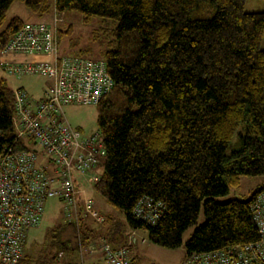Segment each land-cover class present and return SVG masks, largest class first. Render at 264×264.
Listing matches in <instances>:
<instances>
[{
    "label": "trees",
    "instance_id": "trees-1",
    "mask_svg": "<svg viewBox=\"0 0 264 264\" xmlns=\"http://www.w3.org/2000/svg\"><path fill=\"white\" fill-rule=\"evenodd\" d=\"M15 1L39 17L74 11L84 23H114L100 26L110 36L102 60L114 86L96 105L105 155L93 190L129 230L176 249L202 206L204 222L186 241L182 262L258 240L251 205L264 183L247 199L215 198L242 176L264 177V11L244 12L246 0H0V27ZM24 24L13 17L0 29V56ZM62 33L57 29V38ZM13 110L14 91L0 79V130L8 141ZM145 199L163 205L155 225L133 215ZM101 213L100 225H56L50 240L36 253L24 251L17 264H52L59 251L72 254L77 240L123 246L124 224Z\"/></svg>",
    "mask_w": 264,
    "mask_h": 264
},
{
    "label": "built area",
    "instance_id": "built-area-1",
    "mask_svg": "<svg viewBox=\"0 0 264 264\" xmlns=\"http://www.w3.org/2000/svg\"><path fill=\"white\" fill-rule=\"evenodd\" d=\"M52 24L25 23L8 41L1 55H44L50 61L0 63L10 76L41 74L51 80L38 99L25 90L14 92L11 115L12 138L0 130V264H17L24 253L28 232L40 224L44 204L50 198L62 203L64 218L76 225L82 221L103 224L104 215L95 201L80 189V182L93 186L99 177L92 172L105 149L98 130L85 134L73 128L65 117L64 107L96 106L108 94L114 81L102 59L85 56H61L57 28ZM20 144L22 149L18 148ZM253 221L258 240L222 250L193 253L181 264H264V188L252 201ZM163 205L151 199L139 201L133 215L155 225ZM113 247L103 238L82 245L77 240L71 259L59 251L52 264H86L96 258L104 264H137L129 247Z\"/></svg>",
    "mask_w": 264,
    "mask_h": 264
},
{
    "label": "rangeland",
    "instance_id": "rangeland-1",
    "mask_svg": "<svg viewBox=\"0 0 264 264\" xmlns=\"http://www.w3.org/2000/svg\"><path fill=\"white\" fill-rule=\"evenodd\" d=\"M264 11V0H246L244 4V12L254 13ZM61 17V22L58 23V30L62 31L61 37L57 38L58 52L61 56H73L81 54V56L92 59H102V52L106 49L107 41L110 36L100 30V26L110 29L114 23L110 20L99 18L92 19L89 23L82 21L81 15L78 12H65L58 14ZM13 17H18L24 23L40 22L52 24L54 17L53 13L39 17L32 13L22 1H15L11 4L5 14V19L0 27L3 28ZM108 31V30H107ZM261 49H264V35L261 40ZM50 61L44 55H28V54H7L0 56V63H24V62H44ZM0 79H3L7 87L11 91L18 89L25 90L34 99L40 98L42 89L51 84V80L41 74L23 75L22 77L10 76L4 73L0 67ZM65 117L68 123L73 127L82 130L85 134H92L97 130L96 125V106L73 105L64 107ZM237 137L232 140V145L235 144ZM230 149L227 150V154ZM104 168V156L98 158V163L92 169L94 174L100 178ZM264 183L263 176H242L240 185L236 188H231L229 192L221 197H216L215 201L224 202L230 199H247L257 188ZM80 189L86 196H90L96 203V207L100 212L108 213L120 220L124 224V232L129 236L134 237V242L131 243L129 250L134 256L137 264H181L185 256V243L192 234L194 228L204 222L203 207L199 211V216L195 225L190 226L183 234L182 244L176 249H166L152 243L148 239V235L144 230L136 229L129 230L124 222L122 213L107 205L106 202L95 193L92 186L85 182H80ZM65 221L62 203L56 198L48 199L44 204V215L38 226L29 230L24 251L36 253L40 245L50 240V230L56 225ZM70 230L63 231V237H70ZM128 236V237H129ZM126 242V241H125ZM103 264V263H101Z\"/></svg>",
    "mask_w": 264,
    "mask_h": 264
},
{
    "label": "crops",
    "instance_id": "crops-1",
    "mask_svg": "<svg viewBox=\"0 0 264 264\" xmlns=\"http://www.w3.org/2000/svg\"><path fill=\"white\" fill-rule=\"evenodd\" d=\"M61 19V17H59ZM58 29V28H57ZM46 57V56H45ZM47 58V57H46ZM46 88V87H45ZM45 88H43L41 91H43ZM93 189V188H92ZM94 191V190H93ZM90 191H88L86 194H88ZM90 197V196H89ZM128 242V238H127V241L126 243ZM69 257H71V259H73L75 257V254L72 253V254H68ZM102 261H100L99 259H96V258H89L86 262V264H101ZM104 264V263H103Z\"/></svg>",
    "mask_w": 264,
    "mask_h": 264
}]
</instances>
